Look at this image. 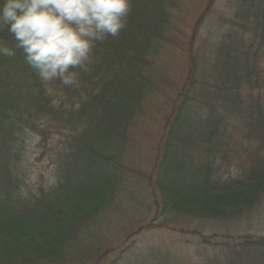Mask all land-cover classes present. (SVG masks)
<instances>
[{
  "label": "trees",
  "instance_id": "trees-1",
  "mask_svg": "<svg viewBox=\"0 0 264 264\" xmlns=\"http://www.w3.org/2000/svg\"><path fill=\"white\" fill-rule=\"evenodd\" d=\"M182 4L132 0L76 86L0 57V264H264V0Z\"/></svg>",
  "mask_w": 264,
  "mask_h": 264
},
{
  "label": "clouds",
  "instance_id": "clouds-1",
  "mask_svg": "<svg viewBox=\"0 0 264 264\" xmlns=\"http://www.w3.org/2000/svg\"><path fill=\"white\" fill-rule=\"evenodd\" d=\"M131 10L132 0H0V30L16 41L0 42V57L20 49L41 82L76 86L97 42L117 37Z\"/></svg>",
  "mask_w": 264,
  "mask_h": 264
},
{
  "label": "rangeland",
  "instance_id": "rangeland-1",
  "mask_svg": "<svg viewBox=\"0 0 264 264\" xmlns=\"http://www.w3.org/2000/svg\"><path fill=\"white\" fill-rule=\"evenodd\" d=\"M209 0H183L182 6H184V17H188L185 19V22L188 20L191 22V24H194V21L198 15L201 14V12L206 8ZM225 7L223 4L219 3L218 1L213 5V10L211 12V15H218L221 14V11H223ZM185 24V27L187 28V32L191 33L192 25L190 27H187L189 24ZM183 62V63H182ZM176 63V62H175ZM179 66L181 69L184 67V61L182 58H179ZM176 65V64H175ZM185 70V69H184ZM239 231L236 233L238 234H252V235H264V221H258V222H252L249 221L248 225L240 226L238 228ZM233 233V234H236Z\"/></svg>",
  "mask_w": 264,
  "mask_h": 264
}]
</instances>
